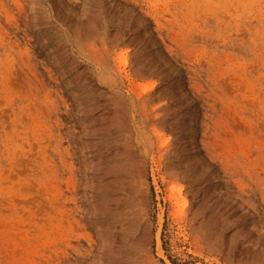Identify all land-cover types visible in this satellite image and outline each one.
Wrapping results in <instances>:
<instances>
[{
    "label": "rangeland",
    "instance_id": "1",
    "mask_svg": "<svg viewBox=\"0 0 264 264\" xmlns=\"http://www.w3.org/2000/svg\"><path fill=\"white\" fill-rule=\"evenodd\" d=\"M0 264H264V0H0Z\"/></svg>",
    "mask_w": 264,
    "mask_h": 264
},
{
    "label": "bare ground",
    "instance_id": "2",
    "mask_svg": "<svg viewBox=\"0 0 264 264\" xmlns=\"http://www.w3.org/2000/svg\"><path fill=\"white\" fill-rule=\"evenodd\" d=\"M145 88L147 89V88H150V85H149V87L147 86H145L144 88H143V90H145ZM118 168H119V170H120V172H124V164L122 163V161H120L118 164ZM130 175V174H129Z\"/></svg>",
    "mask_w": 264,
    "mask_h": 264
}]
</instances>
